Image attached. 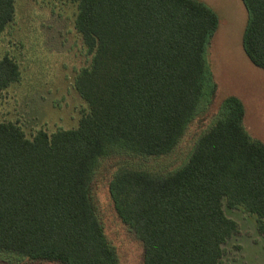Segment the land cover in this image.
I'll list each match as a JSON object with an SVG mask.
<instances>
[{
	"label": "trees",
	"instance_id": "16d2710c",
	"mask_svg": "<svg viewBox=\"0 0 264 264\" xmlns=\"http://www.w3.org/2000/svg\"><path fill=\"white\" fill-rule=\"evenodd\" d=\"M90 62L74 76L87 104L75 127L25 136L0 122V257L59 264H119L92 195L104 158L161 156L181 138L215 84L204 58L218 26L196 0H69ZM242 49L264 69V0H241ZM15 0H0V34ZM0 58V90L19 79ZM186 161L155 173L118 167L107 194L119 220L141 241L142 264H222L238 231L224 205L256 217L264 230V143L244 126V106L229 95Z\"/></svg>",
	"mask_w": 264,
	"mask_h": 264
},
{
	"label": "rangeland",
	"instance_id": "374dc122",
	"mask_svg": "<svg viewBox=\"0 0 264 264\" xmlns=\"http://www.w3.org/2000/svg\"><path fill=\"white\" fill-rule=\"evenodd\" d=\"M212 9L218 26L204 58L215 92L203 101L175 147L161 156L120 154L104 158L92 179V195L106 238L119 264H142L143 247L117 217L107 183L121 166L165 174L182 165L198 136L218 117L220 101L229 95L244 106V126L264 143V69L250 62L242 49L247 13L241 0H196ZM76 3L69 0H15L13 20L0 34V58L8 55L19 67V79L0 90V122L13 121L31 137L37 130L51 133L77 125L87 104L74 88V76L90 62L81 35L74 27ZM238 231L223 244L222 264H264V230L256 217L224 205ZM264 226V220H263ZM0 264H59L0 257Z\"/></svg>",
	"mask_w": 264,
	"mask_h": 264
}]
</instances>
